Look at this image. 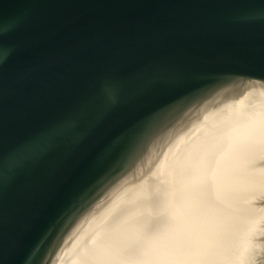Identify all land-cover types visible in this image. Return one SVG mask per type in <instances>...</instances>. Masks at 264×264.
I'll return each mask as SVG.
<instances>
[{"label":"water","instance_id":"water-1","mask_svg":"<svg viewBox=\"0 0 264 264\" xmlns=\"http://www.w3.org/2000/svg\"><path fill=\"white\" fill-rule=\"evenodd\" d=\"M236 106L264 0H0V264H251L264 159L227 192L192 148L180 187L173 147Z\"/></svg>","mask_w":264,"mask_h":264},{"label":"bare ground","instance_id":"bare-ground-1","mask_svg":"<svg viewBox=\"0 0 264 264\" xmlns=\"http://www.w3.org/2000/svg\"><path fill=\"white\" fill-rule=\"evenodd\" d=\"M208 119L206 123L199 124V126L195 128V131L197 130V135H195L192 140H189L191 142L186 141L187 137H185L184 139L178 140L173 145V147L181 150L180 152H176L175 159L179 160V158H182L181 161H183V166L176 177L180 180V187H185L186 180L193 177L195 169L190 172L191 170L186 168L188 163L191 162L187 155L191 153L192 148H196L197 150L194 152V156H199L203 152L208 153L212 161L209 159H207V161H209L212 167L216 169L220 168L223 172L225 177H223V180H219V183H221L228 192V173H231L232 170L245 173V170L248 168V161L246 160L249 157H252L251 164L254 166L253 168H255V170L258 169V174L262 172L261 170L263 167L260 166V163L262 159H264V112L245 106H236L213 111ZM192 162L198 164L197 160L192 159ZM193 166L194 164L192 167ZM199 170H201V167H198L195 173H199ZM254 172L256 173V171ZM212 173L213 174H210L211 176L216 174L215 171ZM241 176L242 175H239V177ZM243 176L245 177L246 173ZM169 177H171V175ZM257 181H259V183L258 185L255 184V186L263 193L264 178L257 179L256 182ZM245 184L246 187L242 188V192H237L236 194L243 196L248 194L250 185L247 182ZM113 245L114 242L105 243L104 247L105 249H109V247H113ZM98 254H101V250ZM98 254L97 257H95V261L98 258ZM85 264L88 263L85 262Z\"/></svg>","mask_w":264,"mask_h":264},{"label":"rangeland","instance_id":"rangeland-1","mask_svg":"<svg viewBox=\"0 0 264 264\" xmlns=\"http://www.w3.org/2000/svg\"><path fill=\"white\" fill-rule=\"evenodd\" d=\"M258 199H256L257 202ZM259 205V204H258ZM264 205H260V209H264ZM259 207V206H258ZM260 228V229H259ZM258 235L253 236L250 241L252 243L251 247L255 249V253L250 256L251 264H264V216L261 217L260 223L256 227ZM261 248V249H260Z\"/></svg>","mask_w":264,"mask_h":264}]
</instances>
